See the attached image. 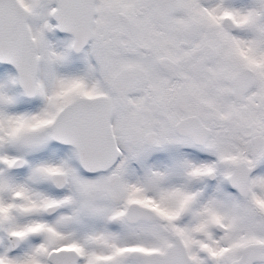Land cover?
<instances>
[{"label":"snow or ice","instance_id":"1","mask_svg":"<svg viewBox=\"0 0 264 264\" xmlns=\"http://www.w3.org/2000/svg\"><path fill=\"white\" fill-rule=\"evenodd\" d=\"M0 264H264V0H0Z\"/></svg>","mask_w":264,"mask_h":264}]
</instances>
